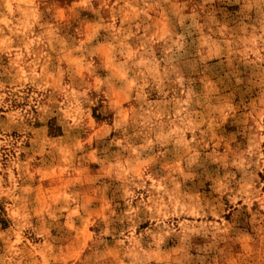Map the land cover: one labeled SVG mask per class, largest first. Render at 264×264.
<instances>
[{
	"label": "clouds",
	"instance_id": "9594fccd",
	"mask_svg": "<svg viewBox=\"0 0 264 264\" xmlns=\"http://www.w3.org/2000/svg\"><path fill=\"white\" fill-rule=\"evenodd\" d=\"M217 2L0 0V264H56L85 220L80 264H264V0ZM44 172L70 183L40 212Z\"/></svg>",
	"mask_w": 264,
	"mask_h": 264
},
{
	"label": "rangeland",
	"instance_id": "374dc122",
	"mask_svg": "<svg viewBox=\"0 0 264 264\" xmlns=\"http://www.w3.org/2000/svg\"><path fill=\"white\" fill-rule=\"evenodd\" d=\"M216 8L220 13L226 14L227 12L233 11L232 8H228L226 11L223 7V5L219 2L216 4ZM67 12L72 13L73 15L75 14V9H68ZM55 14L64 21H68L71 19L70 16L66 15V10L63 9L62 7H57L55 9ZM12 16H15L19 18L21 16V13L17 10L14 9V11L10 14ZM83 15L89 16V13L85 12ZM117 23H119L117 21ZM93 25H90L88 23H85L83 26V38L86 40L89 36V34L94 30ZM100 57L105 61L106 65L108 64L109 56H108V50L107 48H101ZM8 61L5 58L3 60V67H7ZM2 70V68H0ZM81 76H84L83 71L81 72ZM238 96V93H236ZM106 99V98H105ZM113 102L114 103H119L121 102V98L118 94L114 93L113 94ZM13 108H22L25 107V104L17 103L16 101H13ZM127 106L125 102V107ZM99 107H103V103ZM6 110L0 108V113H5ZM92 116L95 118L97 122L102 121L105 119V117L97 115L98 113V108L93 107L92 110ZM0 120L6 121L7 116L6 115H0ZM31 123V122H29ZM251 123V121L249 122ZM36 127L39 128L40 124L39 122L36 123ZM102 127V125H101ZM227 129L229 132H235L237 131V128L233 125L232 120H229L228 125H226ZM13 138H17L19 136V133L15 130H13L11 133H9ZM31 136V134H29ZM237 139L240 142V146L246 147L247 146V137L246 136H239ZM25 148H30L31 144L26 143L24 145ZM223 147V146H222ZM230 147L235 148L236 144L231 145ZM264 147V145H262ZM210 150V149H209ZM15 155V153H13ZM29 154L28 153H21L20 159L21 161H25L28 159ZM5 166H7V156L5 157ZM96 166L93 165V168ZM88 170L85 169L84 172L86 173ZM259 176V183H257V188H260V191L264 193V187H261V184H264V172L258 173ZM79 176L73 177V179H79ZM239 178V177H238ZM87 179V177H86ZM70 183V180L61 175L59 172H44L41 176L40 182L36 185L37 192H36V199L38 203L40 204V208L38 211L43 212L44 207L49 205L51 202L56 201L62 194V191L68 186ZM85 199H92L91 196L85 195ZM120 203V202H117ZM225 203L227 204V199L225 198ZM242 203V202H241ZM121 203V207H122ZM229 207H231L229 205ZM120 209H117L119 212ZM259 210V205L254 204L253 206V213ZM3 211V208L0 207V212ZM105 212V207L103 204V201H100L98 206H94L93 212L90 213V215H95L97 218ZM261 215H264V211H261ZM211 219V218H210ZM224 219L228 220L229 222H232L233 220V213L230 211H227L226 209V215L224 216ZM258 219V218H257ZM252 221V216L251 214L247 211V207L245 206V209L243 212L240 213V223L244 226L247 227L249 224H251ZM65 225H67V217H65V220L63 221ZM0 224H3V226L6 228L8 226L7 221H0ZM69 228H71L70 225H67ZM102 227V225H100ZM118 227V226H117ZM148 224H141L140 229L147 228ZM98 228L94 227L88 220H85L83 224L76 230L70 240H65L61 244L60 248V255L57 259L56 264H80L81 258L84 253L87 251V245L90 243V237L92 232H97ZM55 233H53L54 235ZM29 241H30V247H32L34 244H39L41 241L39 239H36L32 236H29ZM221 249L223 251V246H221ZM112 261L111 264H122V262L118 259L117 254L113 253L112 254ZM39 260V264H45V261L43 258L40 256L37 257ZM51 264V262H49ZM221 264H231V261L224 262L222 261Z\"/></svg>",
	"mask_w": 264,
	"mask_h": 264
}]
</instances>
